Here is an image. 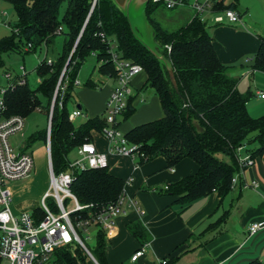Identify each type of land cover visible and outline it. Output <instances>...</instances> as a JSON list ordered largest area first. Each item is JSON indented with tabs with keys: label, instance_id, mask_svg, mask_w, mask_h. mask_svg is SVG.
Wrapping results in <instances>:
<instances>
[{
	"label": "trees",
	"instance_id": "trees-1",
	"mask_svg": "<svg viewBox=\"0 0 264 264\" xmlns=\"http://www.w3.org/2000/svg\"><path fill=\"white\" fill-rule=\"evenodd\" d=\"M10 1L16 8L19 24L12 38L0 42V68L2 55L20 51L24 42L32 44L33 50L42 44L49 47L57 36H65L58 61L49 64L45 60L36 68L40 79L38 88L32 90L29 84H25L10 90L7 95L11 114L26 119L30 113L40 109L48 118L51 116V159L55 175L69 169L68 155L74 149L93 142V133H102L107 126L104 115L89 118L76 126L70 120L68 109L76 89L74 82L91 54L97 56L98 72L115 78L110 46L103 41L101 33L116 41V51L122 58L143 67L148 75L146 88L152 85L164 110L163 118L138 125L125 134L128 143L138 145L144 155L136 161L137 166L157 157H164L170 168L184 159H191L199 165L195 175L170 184L165 191L178 197L177 204L188 207L213 192H217L221 199L230 193L233 178L241 172L239 148H245L246 144L259 140L260 147L250 156L253 159L264 156V116L253 118L250 115L248 103L252 93L240 92L239 80L231 75L233 70L243 67L264 73V37H260L259 49L247 63L225 65L217 55L207 22L195 16L175 31L166 30L151 17L161 4L152 0L146 6V16L155 40L163 48L160 54L137 35L129 15L113 0H97L92 12L93 0ZM63 3L67 7L60 18ZM214 8L218 12L227 9L238 11L237 0L230 4L220 0ZM60 28L61 33H58ZM171 73L177 90L172 84ZM61 77L66 88L57 96L51 115L54 93ZM91 84L95 82L90 80L87 86ZM134 100L135 97L129 100L119 127L134 114ZM78 106L82 110L81 104ZM256 130L260 133L247 140L248 134ZM37 138L47 141V131L31 140ZM219 155L226 156L228 160L220 159ZM125 184L122 178L111 174L108 169L88 170L75 173L70 190L80 204L98 206L116 201L124 192ZM92 210L85 209L75 215L86 217ZM35 212L43 216L41 207ZM129 231L141 244L149 239L141 223L129 225ZM106 250V236L99 231L97 245L94 251L90 250L99 264H107ZM58 255L60 264H86V255L81 249H77L75 254L60 250ZM175 259H166L167 264H173ZM248 264L264 263L256 260Z\"/></svg>",
	"mask_w": 264,
	"mask_h": 264
},
{
	"label": "crops",
	"instance_id": "crops-1",
	"mask_svg": "<svg viewBox=\"0 0 264 264\" xmlns=\"http://www.w3.org/2000/svg\"><path fill=\"white\" fill-rule=\"evenodd\" d=\"M233 1L225 0V3L230 4ZM237 9L242 24L218 25L213 22L212 14H207L208 19L205 20L210 26L217 55L225 65L247 63L258 51L260 37H264L256 28L257 24L250 23L254 10L264 9V0H237ZM129 16L131 19L130 9ZM194 17L193 9L182 10L178 12L174 22L183 26ZM137 35L143 41L144 39L153 41L148 42L151 45L149 47L159 53V43L155 40L154 32L147 30L144 36L138 33ZM238 73L246 77L261 72H252L250 68L243 67L238 71L233 70L231 75L238 78ZM106 78L113 83L112 86L107 83H102V86L96 83L90 85V88L101 93L83 90L81 96L77 95L82 111L88 119L103 116L105 113L107 100L116 86L114 79ZM147 80L148 75L143 71L133 81L135 112L127 120V122L132 120L133 124L121 125L120 131L123 134L138 125L161 119L165 115L158 96L138 107L144 99H141L140 94L145 90ZM238 89L241 92L239 84ZM256 93L260 96L263 92L258 90ZM92 143L99 151L108 153V170L111 174L125 182L132 179L130 184L125 185V192L139 202L143 213L141 215L133 208H126L119 217L113 237L106 238L107 264H132L131 257L142 247L145 248V255L135 264H162L164 259L173 257L176 258L173 264H248L256 260L264 263V227L255 235L249 233L252 224L264 223V156L255 159L253 166L235 175L238 181L223 199L217 192H213L207 197L195 200L188 207H181L177 204V196L160 194L158 189L164 185L177 183L184 177L195 175L199 170V165L195 161L184 159L170 168L164 157H157L136 166L132 158L112 151L111 144L102 133L94 132ZM244 151L245 149L239 153L240 157L249 155L242 156L241 153ZM36 175L38 176L35 171V174L22 185H18V182L15 185L12 183L9 186L12 197L20 188L22 192L30 190L29 186L36 179ZM253 182H258L259 186L253 187ZM246 184L251 187H245ZM42 185L34 198L22 199L15 208L11 207L12 213L18 216L28 212L38 216L35 210L39 207L35 203L41 201L47 193V181L44 180ZM133 223H141L145 227L149 239L144 244L130 233L129 225Z\"/></svg>",
	"mask_w": 264,
	"mask_h": 264
},
{
	"label": "built area",
	"instance_id": "built-area-1",
	"mask_svg": "<svg viewBox=\"0 0 264 264\" xmlns=\"http://www.w3.org/2000/svg\"><path fill=\"white\" fill-rule=\"evenodd\" d=\"M154 3H163L168 9H174L179 4H184V0H152ZM220 0H195L192 9L195 16L202 18L203 15L212 14L215 24H242L241 15L238 11L227 9L215 11V5ZM5 15V14H3ZM1 16V15H0ZM61 33V28L58 30ZM103 41L110 46L111 61L115 68L116 83L110 94L104 113L107 126L103 129L102 135L108 140L115 153L132 158L135 163L144 155L140 153V147L136 144L128 143L125 134L118 126L123 114L129 107V100L134 97L133 81L144 69L141 65L129 59L122 58L116 51V45L109 40L105 34L101 33ZM27 51L32 49V44L27 45ZM168 50L170 48L168 47ZM50 64V63H49ZM65 72V71H64ZM63 72V74H64ZM63 76V75H62ZM6 86H0V264H60L58 251L68 250L75 254L77 249H81L90 256L96 264H99L86 241L89 236L82 237L81 233H88L94 230L104 232L106 238L113 237L119 217L126 208H133L141 215L142 209L139 202L129 197L125 190L114 202L96 205H82L76 196L71 192L70 187L75 179L76 172L88 170H100L109 168L108 153L97 149L92 142L84 143L77 148L78 159L69 165L66 172L55 175L51 159V134L47 136V152L50 161L51 185L53 191H48L42 198L43 216L24 212L18 216L11 211L12 193L9 186L12 183L25 181L31 177L34 170V156L28 152H16L9 138L25 127V118L20 115L10 113L7 103L8 92L18 86L28 84L27 72L24 66L20 67V73L13 75L5 73ZM40 82V80H39ZM75 87L81 85L76 79ZM66 85L62 84V77L59 80L54 98L52 101L51 115L60 92H64ZM264 99V94L260 93ZM62 105V104H61ZM40 111V109H37ZM79 117H86L81 109H75L70 114V120L74 121ZM51 119V116H50ZM244 148H239V153ZM241 171L255 164V159L250 155L239 156ZM137 166V164H136ZM132 179H128L125 185L130 184ZM238 179L235 176L232 180L233 187ZM252 186L257 188L258 182H253ZM245 187H251L245 185ZM169 185L165 186V191ZM54 198L58 213L56 214L48 205L47 200ZM74 204V210L67 209V201ZM85 209H93L86 217L75 215V213ZM264 227V223H254L249 228V233L255 235ZM145 255V248L137 250L131 257V263L135 264ZM164 259L162 264H167Z\"/></svg>",
	"mask_w": 264,
	"mask_h": 264
},
{
	"label": "rangeland",
	"instance_id": "rangeland-1",
	"mask_svg": "<svg viewBox=\"0 0 264 264\" xmlns=\"http://www.w3.org/2000/svg\"><path fill=\"white\" fill-rule=\"evenodd\" d=\"M195 0H184V4H179L174 9H168L165 4L161 3L158 5L154 12L152 13L151 17L155 19L163 28L169 31H175L179 29L182 25H179V23L174 22V20L178 17L179 11H190L192 9V4ZM243 5V4H242ZM67 4L63 3L61 9H60V18L63 17L66 11ZM243 9V8H242ZM244 10H246L244 8ZM126 12L129 14V9L126 10ZM130 12H131V20L133 24V28L135 31L140 34L141 36H144L147 30H150L151 33L154 32L153 28L149 24L146 16V6L140 5L134 1L130 6ZM5 14V15H3ZM0 42L4 41L6 39H10L14 36V32L16 31L19 19L18 14L16 11V8L14 4L10 0H0ZM253 20H250V23L252 25L257 24V27L259 29V32L261 34H264V9L260 10H254L253 12ZM203 19H208L207 15L202 16ZM209 26V25H208ZM210 27V26H209ZM63 30L65 27H62ZM144 38V37H143ZM64 35H59L55 38L54 42L48 47L46 44H42L41 46L37 47L36 49H31L29 52L27 51V44L24 42V46H22V49L20 51H12L9 53H4L2 55V62L3 65L0 68V86H6L7 80L5 78V73L10 72L13 75H16L20 73V67L24 66L27 72V79L29 87L32 90H36L40 84L39 77L36 73V68L45 60L48 63H56L60 57V54L62 53L63 47H64ZM145 44L147 46H151L150 43H153V41H146L147 39H144ZM114 45H116V41H114ZM159 45V54L162 53L163 48ZM117 46V45H116ZM254 56V55H252ZM99 68V62L97 59V56L94 54H91L87 57L85 62L83 63L79 74H78V80L80 81L81 85L78 86L75 89V92L73 94V99L68 105V109L70 112H73L75 109H77V104L79 103V99L77 98L78 94H80L83 90L88 91H94L97 93H101L99 90H96L94 88H90L87 86L88 82L91 80L95 82L96 84H99V86H102V83H107L108 85L112 86L113 83L109 82V80L102 76L98 72ZM237 71L239 68L236 69ZM238 80H239V88L242 93L247 94L248 92L252 93V98L249 102V112L252 116L255 118H260L264 116V100L260 98V96L256 93L258 90L262 91L264 94V74L262 73H255L248 75L246 77L241 76L240 73L237 74ZM101 83V84H100ZM80 88V89H79ZM77 89L78 93H77ZM82 94H80L81 96ZM141 99H143L142 102L139 103V108L144 105L145 101L150 100L151 98L157 96L154 91L150 88H146L142 91L140 94ZM137 118V116H136ZM88 118L87 117H79L75 121V125L79 126L82 123H84ZM129 124L132 125L133 121L129 120L128 122L125 121L123 124ZM50 124V118L47 117V115L42 112L35 110L32 113H30L26 119H25V127L22 132H19L9 138V142L12 146V148L16 152H28L33 153L34 156V170L32 172V175L35 174V171L37 172L38 176L36 175V179L32 184L29 186L30 190H24L22 192L21 188L18 191V193H14V196L12 197V203L11 207L15 208L16 205H18L19 202H21L22 199H31L34 198L36 193L39 189L42 188V183L44 184V180L48 183L47 191H53L52 185H51V174H50V161H49V155L47 152V141H45L42 138H37L36 140L32 141L31 139L35 136L37 137L38 134L44 133L47 131L48 136V128ZM260 147V141L256 140L252 143L246 144L245 151L241 153L242 156L244 155H252L258 148ZM263 157V156H262ZM220 159L228 160V158L224 155H219ZM261 158V157H257ZM255 158V159H257ZM78 159V152L77 149H74L69 155L68 160L73 163ZM43 173L45 176H43ZM46 173V174H45ZM31 175V176H32ZM27 181L18 182V185H22ZM21 183V184H20ZM16 184V185H17ZM12 185H15L12 184ZM165 186L164 185L161 189H158V192H164L165 193ZM166 194V193H165ZM37 204V207L42 206V200L39 201ZM47 205L57 214L58 210L56 208V203L54 198H49L47 200ZM75 205L70 203V201H67V209L69 211L74 210ZM82 237L85 239V236H89L90 239L86 241L89 249L91 251H94L96 245H97V238L96 233L94 230H90L88 233H81ZM86 255V254H85ZM86 264H96V262L88 255H86Z\"/></svg>",
	"mask_w": 264,
	"mask_h": 264
},
{
	"label": "water",
	"instance_id": "water-1",
	"mask_svg": "<svg viewBox=\"0 0 264 264\" xmlns=\"http://www.w3.org/2000/svg\"><path fill=\"white\" fill-rule=\"evenodd\" d=\"M113 1H114V3L117 5V7H118L120 10H122V11L125 12V13H127L126 10L130 9V6H131V4H132L134 1H136V3H138V4H140V5H145V6H147V4L149 3L150 0H113ZM96 2H97V0H93V7H92L91 12L93 11V9H94V7H95ZM127 15H129V14L127 13ZM129 17H130V16H129ZM71 56H72V54H71ZM71 56H70V58H71ZM70 58H69V60H70ZM69 60H68V62H67V65H68V63H69ZM67 65H66V67H67ZM171 81H172L173 86H174L175 89L177 90V84H176L175 78H174V76H173L172 73H171ZM149 88L152 89V85H151V84L149 85ZM78 108H80V107L78 106ZM49 132H50V134H51V119H50V124H49V128H48V133H49ZM259 133H260V130L253 131V132H251V133L248 134V136L246 137V139H247V140H252V139L255 138Z\"/></svg>",
	"mask_w": 264,
	"mask_h": 264
}]
</instances>
